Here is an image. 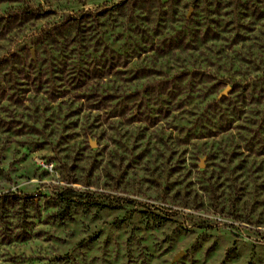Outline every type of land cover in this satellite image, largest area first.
Instances as JSON below:
<instances>
[{"label": "rangeland", "instance_id": "rangeland-1", "mask_svg": "<svg viewBox=\"0 0 264 264\" xmlns=\"http://www.w3.org/2000/svg\"><path fill=\"white\" fill-rule=\"evenodd\" d=\"M119 1L0 0V59L31 66L0 70V264H264V0L132 7L34 52ZM102 30L136 46L121 79L96 76ZM187 31L212 39L170 51Z\"/></svg>", "mask_w": 264, "mask_h": 264}, {"label": "trees", "instance_id": "trees-1", "mask_svg": "<svg viewBox=\"0 0 264 264\" xmlns=\"http://www.w3.org/2000/svg\"><path fill=\"white\" fill-rule=\"evenodd\" d=\"M153 5H156L158 11H160L159 7H164L170 5V0L160 1V0H120L119 2L103 8L101 10L95 11V12H83L79 15H72V16H65L60 19H57L53 21L51 24H48L44 29H41L37 32L38 38H36V41L33 45V50L35 53H38L39 45L38 43H42L43 45L51 47L52 44H54L56 41H75L76 43L79 41H83L86 37V29H88V25L91 23H99L104 24V20L102 18H107L110 15L118 17L117 15H120V13H123V16H127V9H131L132 7H138L140 10H144L145 8L151 7ZM168 8V7H167ZM26 12L23 10V13ZM30 13L32 14V18L34 19H40L42 17L47 16L50 12L46 11H40L39 9L36 10H30ZM122 15V14H121ZM132 17V14H131ZM130 19V18H129ZM125 20H127L125 18ZM103 32V30H102ZM143 32V31H142ZM103 34H101L100 38V54L97 56L98 61H96V76L100 78V80H103L107 76H112L117 79H121L124 71L128 70V62L130 57L132 56V49H135L136 46H133L131 51L128 53V55L123 59H119V55H116L113 53V51L110 50V54H107L104 52V49H109V46L104 42L103 40ZM137 35V34H136ZM142 33L140 32L138 36H141ZM39 39V40H38ZM212 38H205L202 41H196L195 38L190 37L189 32H182V35L180 36V39L173 44V47L170 48V51L172 50L173 53H175L176 50L179 51H187V48L197 47V45H200L201 43L203 45H206V41ZM72 49H75L74 47ZM158 52V51H156ZM24 53L27 54V57L30 56L29 48L24 47H18L17 50L9 52L8 54L4 55L0 59V70L4 69H18L19 71H24L28 68H31L30 64L21 63L19 62L21 58H23ZM113 53V54H112ZM15 59L18 60V62L15 61ZM30 60V59H29ZM31 61V60H30ZM18 63V64H16ZM79 67L75 66H69L68 67V78L70 80L73 79V76L77 69ZM85 71V70H84ZM83 75V74H81ZM261 79V78H259ZM245 84L247 83L244 80ZM236 85H240L238 82ZM264 95L262 94L259 98L260 101H262V98ZM224 98V97H222ZM11 99V98H9ZM23 99V94L18 95L14 100L11 101H18ZM69 195L70 197L78 195L77 189L72 190L69 188ZM83 193H86L90 196V191L84 190ZM4 196H7L6 194L1 195L0 199Z\"/></svg>", "mask_w": 264, "mask_h": 264}, {"label": "water", "instance_id": "water-1", "mask_svg": "<svg viewBox=\"0 0 264 264\" xmlns=\"http://www.w3.org/2000/svg\"><path fill=\"white\" fill-rule=\"evenodd\" d=\"M228 89H229V87H225V88L221 91V94L226 93Z\"/></svg>", "mask_w": 264, "mask_h": 264}]
</instances>
